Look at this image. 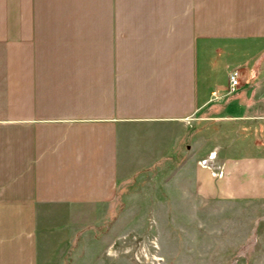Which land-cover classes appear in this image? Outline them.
Segmentation results:
<instances>
[{"label": "crops", "instance_id": "obj_1", "mask_svg": "<svg viewBox=\"0 0 264 264\" xmlns=\"http://www.w3.org/2000/svg\"><path fill=\"white\" fill-rule=\"evenodd\" d=\"M263 75L264 0H0V264L121 256L143 182L264 203V151H207L210 105Z\"/></svg>", "mask_w": 264, "mask_h": 264}, {"label": "rangeland", "instance_id": "obj_2", "mask_svg": "<svg viewBox=\"0 0 264 264\" xmlns=\"http://www.w3.org/2000/svg\"><path fill=\"white\" fill-rule=\"evenodd\" d=\"M220 84L226 89L228 76ZM254 87L247 83L232 98L210 105L220 119L208 127L207 151L221 158H251L253 151L262 155L264 149L250 148L259 138L258 122L246 118L254 105L264 108L255 98L261 90ZM148 183L123 196L122 255L96 261L83 257L80 264H264L263 202H200L184 197L175 185L151 189Z\"/></svg>", "mask_w": 264, "mask_h": 264}, {"label": "built area", "instance_id": "obj_3", "mask_svg": "<svg viewBox=\"0 0 264 264\" xmlns=\"http://www.w3.org/2000/svg\"><path fill=\"white\" fill-rule=\"evenodd\" d=\"M240 73L238 70H233L229 73L228 76V87L226 90L227 95H232L238 91L240 88ZM213 96H216V93H213Z\"/></svg>", "mask_w": 264, "mask_h": 264}]
</instances>
